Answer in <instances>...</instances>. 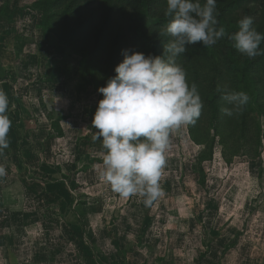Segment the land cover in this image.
I'll list each match as a JSON object with an SVG mask.
<instances>
[{
  "label": "rangeland",
  "instance_id": "obj_1",
  "mask_svg": "<svg viewBox=\"0 0 264 264\" xmlns=\"http://www.w3.org/2000/svg\"><path fill=\"white\" fill-rule=\"evenodd\" d=\"M13 1L5 20L17 14L20 21L0 24V43L9 48L0 70L13 85L12 95L2 89L12 125L0 154V264H264V110L246 104L228 117L223 109L232 105L199 95L200 117L170 134L165 195L150 206L143 197L123 199L100 179L106 150L92 126L103 98L99 79L29 9L41 0ZM145 20L148 27L152 19ZM6 68L30 73L33 89L15 90ZM193 80L187 75L189 86ZM26 94L35 101L21 99Z\"/></svg>",
  "mask_w": 264,
  "mask_h": 264
},
{
  "label": "clouds",
  "instance_id": "obj_2",
  "mask_svg": "<svg viewBox=\"0 0 264 264\" xmlns=\"http://www.w3.org/2000/svg\"><path fill=\"white\" fill-rule=\"evenodd\" d=\"M166 5L164 14L171 19L159 35L171 39L163 45V55L123 50V60L114 69L116 75L98 89L103 98L92 120L98 130L95 139L102 140L106 150L100 179L123 199L143 197L146 206L165 195L160 181L170 134L195 123L203 108L178 58L190 45L199 42L211 47L226 36L232 47L248 58L264 55L260 48L264 34L253 26L252 17L241 18L238 31L228 35L224 27L217 28V0H166ZM223 99L232 105L223 109L224 114L232 117L243 110L250 96L234 91ZM8 107V96L0 89V154L10 143ZM4 175L5 168L0 165V177Z\"/></svg>",
  "mask_w": 264,
  "mask_h": 264
},
{
  "label": "trees",
  "instance_id": "obj_3",
  "mask_svg": "<svg viewBox=\"0 0 264 264\" xmlns=\"http://www.w3.org/2000/svg\"><path fill=\"white\" fill-rule=\"evenodd\" d=\"M91 1L97 2L95 7L88 6ZM166 7V0H41L29 9L39 11L45 30L53 33L59 44L76 50L83 72L94 74L105 87L116 75L114 69L123 60V50L163 55V45L171 39L159 35L171 19L164 14ZM154 8L159 9L152 13ZM217 12V28L224 27L228 35L238 31V21L246 15L264 34V0H217ZM135 13L142 18L139 26L133 25ZM146 17L152 19L148 27ZM260 48L264 49V41ZM177 62L193 76L207 104L223 101L228 105L224 95L243 91L250 96L248 107L255 106L259 113L264 110V75L257 74L264 71V55L250 59L222 41L211 47L198 42L188 46ZM52 126L63 135L58 122Z\"/></svg>",
  "mask_w": 264,
  "mask_h": 264
},
{
  "label": "crops",
  "instance_id": "obj_4",
  "mask_svg": "<svg viewBox=\"0 0 264 264\" xmlns=\"http://www.w3.org/2000/svg\"><path fill=\"white\" fill-rule=\"evenodd\" d=\"M7 1L8 0H0V15L2 14V16H0V17H2V18H0V24H2V26L5 24L6 26H10V27H12V25H13V23L14 24H16L17 25V23H18V20L20 21V17L19 18H17V20H14V17L16 18V16H17V14H14L12 17L13 18H10L9 17V20H5L7 17H5V15L3 14V9H5V6H6V4H7ZM11 1V6H13L15 3H14V1L13 0H10ZM9 7L8 6V8L10 9V8H12V7ZM19 16V15H18ZM31 19H33V18H31ZM35 22H36V19H35ZM1 34H3V33H1ZM7 35H8V38H10L9 39V41L11 42V40L12 41H14V42H16L17 44H18V39H17V35L16 34H14L13 32H11L10 31V29H8L7 28ZM15 38V39H14ZM9 48H7L6 47V45L4 44H2V43H0V56H2V57H4V58H6L7 57V50H8ZM33 60H34V62H35V58H33ZM3 66H5V65H3ZM30 66L31 67H34L35 68V63H33V64H30ZM7 70H9V69H7L6 68V73H8L9 75H10V79L15 83V90L17 89V87H19V88H21V89H23V90H25V91H27V93H29L28 91H30V90H32L33 89V87H34V85L33 84H31V83H29L28 82V79H29V75H30V73H28L27 75H25V74H23L22 72V70L20 71V72H18L17 71V69H15L14 71L13 70H9V71H7ZM18 73V74H17ZM22 73V75H19V74H21ZM4 74H5V71H4V69L2 70H0V76L1 75H3L2 76V78L0 77V88L1 89H3V90H5L7 87L10 89V91H11V95H12V91H13V85L12 84H10L9 85V83L7 82V81H5V80H3L5 77H4ZM27 76V77H26ZM31 78V77H30ZM15 96H17V94L15 93ZM21 99H23L24 101H26V102H30V103H33L35 100L31 97V95L30 94H26L24 97H22ZM17 102L20 104V100H17ZM21 112H22V110H21ZM43 116H44V118L46 119V120H50V118H49V115L48 114H43ZM35 117V114H34V116L32 117V118H34ZM35 121V120H34ZM60 121V120H59ZM28 122H30V119L28 120ZM51 122V121H50ZM60 125V124H59ZM60 128L62 129V127H61V125H60ZM62 132H63V129H62ZM64 134V133H63Z\"/></svg>",
  "mask_w": 264,
  "mask_h": 264
}]
</instances>
